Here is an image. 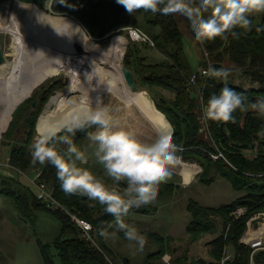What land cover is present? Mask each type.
Instances as JSON below:
<instances>
[{
  "label": "trees",
  "instance_id": "16d2710c",
  "mask_svg": "<svg viewBox=\"0 0 264 264\" xmlns=\"http://www.w3.org/2000/svg\"><path fill=\"white\" fill-rule=\"evenodd\" d=\"M5 2L10 3L0 6V10L6 9V13L0 14V18H10L11 11L24 13L20 19L32 25L29 26L28 32L30 42L25 48L26 53L22 54L23 58L19 63L16 76L19 79L18 83L27 78L28 88L39 76V74L31 73V70L39 60L42 25L57 20L46 14V10L57 16L74 19L75 21L56 17L77 24L85 30V34L92 42L96 41L99 44L116 34L123 35L129 28H137L138 24L134 18L140 12L144 23L151 30H159L154 35L153 42L155 48L164 56V60L155 64L148 63L147 58L141 56L138 44L128 35L130 44L124 65L133 72L136 85L141 82L149 92L160 89L173 94L172 100L163 97L158 101L154 98L153 100L158 111L169 117L176 128L174 142L180 147L177 156L184 162H196L203 168L201 182L214 183V178L210 176L214 170L220 177L229 181L235 192L243 194L233 203L218 208L204 207L191 201L187 208L191 216L187 234L193 243L205 235L216 236L210 242L211 260L198 259L189 262L186 257H182L173 259V263L221 264L225 257V250L233 246V259L227 264H249L251 249L240 244V240L247 230V221L250 217L264 212V137L258 135L264 130V117L258 116L252 110H237L233 113L232 120L208 121V128L205 126L200 100L194 97L188 82L189 75L185 73L182 65L181 56L184 47L180 23L168 16L143 10H139L133 17L134 15L127 13L122 5L116 3V0H66L63 4L58 0H0V4ZM250 19L252 20L251 29L247 31L236 29L239 33L236 38L229 35L227 40L217 37L203 43L199 42L204 52L203 68L208 66L209 60L216 68L232 69L226 81L208 78L204 89V104L212 94L218 93L225 83L245 94L248 103L264 98V14H261L260 19L253 16ZM143 44L150 46L149 43ZM49 70L50 65L47 66L45 74H48ZM235 70L239 72L243 80L240 84L233 81L232 72ZM16 77L8 81H0V85L11 86L17 83ZM199 81L203 82L202 79ZM56 87L55 84L39 86L33 92V96L14 113L13 120L4 136L9 144H13L10 165L26 174L41 169V178L54 190L57 201L94 226L95 240L100 247L83 238L66 212L50 208L30 190L26 189L23 196L15 192H11L10 196L17 202V209L25 218H32L35 213L46 211L61 222V233L52 244L39 242L44 264H111L104 256L106 251L109 252V248L106 247L104 237L99 235V231L105 232L107 225L114 217L110 215L106 223L99 224L97 212L104 213L103 206L97 202L92 207L88 201L77 194H65L56 178L55 167L48 163L41 165L31 156L32 145L37 138L36 129L40 112L55 93ZM34 102H38L36 109L33 107ZM17 117L20 118L19 123L16 120ZM21 127H23L24 136L18 140L15 135L19 134ZM85 140L88 139L84 132H77L73 138L77 146ZM246 152H255L256 155L249 158ZM219 154L223 157L215 160L213 156ZM6 183L12 184L8 181ZM174 189L173 184L162 182L157 185L156 192L159 195H171ZM239 208H245L247 212L242 218L235 219L232 213ZM156 212L157 208L146 206L130 214L153 215ZM157 241L161 243V247L154 255L155 258H162L167 253V249L162 237L158 236ZM123 264L130 263L124 260Z\"/></svg>",
  "mask_w": 264,
  "mask_h": 264
},
{
  "label": "clouds",
  "instance_id": "9594fccd",
  "mask_svg": "<svg viewBox=\"0 0 264 264\" xmlns=\"http://www.w3.org/2000/svg\"><path fill=\"white\" fill-rule=\"evenodd\" d=\"M66 3V0H58ZM131 15L139 10L168 16L184 26L190 39L203 43L217 37L239 36L236 29L250 30L251 16L264 14V0H116ZM232 69L209 65L203 76L226 81ZM206 121H230L237 110H252L264 117V98L248 103L245 94L225 85L202 105ZM84 132L88 148L78 147L73 138ZM264 137V130L258 133ZM180 151L171 133L157 134L144 142L132 126L113 124L110 106L99 97L81 100L65 114L63 121L40 132L31 150L32 159L51 164L65 194H78L96 201L119 226V241L140 254L144 240L124 227L123 217L156 202V186L171 176ZM94 161L103 171L89 166ZM101 237L107 234L99 231Z\"/></svg>",
  "mask_w": 264,
  "mask_h": 264
},
{
  "label": "rangeland",
  "instance_id": "374dc122",
  "mask_svg": "<svg viewBox=\"0 0 264 264\" xmlns=\"http://www.w3.org/2000/svg\"><path fill=\"white\" fill-rule=\"evenodd\" d=\"M10 2L2 3L0 6ZM5 13L6 9L0 10V14ZM9 13L10 18H0V49L2 50V54L5 58V63H0V81H8L17 76L19 63L23 58L22 54L26 53L25 48L28 47L30 42L28 32L29 26L32 25H29L27 21L20 19L24 13H13L12 11ZM45 13L58 21L66 19H58L56 17L68 18L75 21L70 17L54 15L48 10H46ZM136 15L134 14L133 17ZM253 17L260 19L261 14H255ZM134 20L138 24V27L136 26L137 29H139L143 35H146L149 42H151L149 43L151 47L143 44V42L137 43L140 48L141 56L146 57L148 63L155 64L162 62L164 60V56L155 48L153 42V37L159 32V30H151L144 23L141 12L138 13V16L135 17ZM180 27L182 30L184 47V51L181 56L182 65L185 69V73L190 76L191 74L199 73L202 70L204 52L199 42L190 39L184 26L180 24ZM81 31L84 33L85 37L95 45H107L116 36L125 40L126 52L130 44L128 31H125L123 35L116 34L111 39L106 40L101 44L96 41H94L95 43L92 42L88 38L89 36L85 34V30L81 29ZM125 57L126 54L124 56L122 66H125ZM37 62L38 63L31 70V73L39 74V76L31 84L30 88L26 85L27 78L25 81L18 83V77H16L17 83L11 86H16L17 93L22 97H28L30 95L32 97V92L41 85H57L55 93L42 107V111L40 112L36 129L38 137L39 126L41 125V120L43 119L44 113L48 109L50 101L59 92H65L67 90L71 82V77L65 71L60 72V74L53 75L50 70L48 74H45L48 64L40 65V56ZM232 78L236 84H240L243 81L237 70L232 72ZM17 84H19V86ZM26 92H28V94ZM135 92H145L152 98V100L154 98L155 101H158L161 97L167 100H172L174 97L172 93L160 89L149 92L141 82H138L137 90ZM193 92L194 97L199 98L198 93L195 90H193ZM80 94V92L74 93L70 98L72 99L73 97L80 96ZM22 101L17 102L15 107H17ZM153 105L156 107L155 102ZM37 107L38 102H36V107H34V109ZM1 108L2 107L0 105V110ZM13 115L10 123L13 120ZM16 120L19 123L20 118L17 117ZM21 121H23L22 118ZM10 123L5 130L0 125V162L2 163V165H0V264H44L40 252L39 242L52 244L56 238L59 237L62 224L54 215L46 211L37 212L32 218H25L18 211L17 202L12 196H10L11 192H15L16 194L23 196L26 189L37 195V189L30 181V179L33 180L36 177V172L23 174L24 172L20 173L18 169H15L14 167L8 168L4 166L5 164L10 165L11 150L13 147V144H9L7 142V138H4ZM23 136L24 130L23 127H21V129H19V134L17 136L15 135V137L18 140H21ZM88 144L89 141L85 140L83 143H80L78 147L82 149L87 148L90 153L91 149L87 147ZM245 154L249 158H253L256 155L255 152H246ZM177 161L189 165L190 167H188V170L191 171V173L189 176L185 175L184 171H179L180 168L175 163L171 169L173 175L167 181L163 182L165 184H173L175 187L174 192L171 195L157 194L156 202L151 205L152 207L157 208V212L153 215L129 214L128 216L123 217L124 227L131 229L136 235L141 236L144 240V248L140 254L134 253L130 248L120 243L118 238L120 234L119 226L116 224L115 218L107 225L105 230L107 235L104 236V243L106 247L109 248V252L106 251L107 253H103L111 264H123L124 260H127L130 264H148L151 262L153 264H165V255L171 256L174 260L186 257L189 262L198 259L207 261L211 260L210 251L212 247L210 242L216 236L205 235L195 243L190 240L187 234V228L191 222V216L187 210L188 205L191 201H195L204 207L218 208L220 206L233 203L238 198L242 197L243 194L235 192L229 181L220 177L214 170L210 176L214 178L215 182L212 184H205L200 180L203 168L198 163L184 162L180 157H178ZM89 166L97 173V175H103L101 167L95 163L94 158L90 161ZM6 181L11 182L12 184L10 185L6 183ZM163 191L165 190L163 189ZM79 196L82 197L81 195ZM86 201H88L92 207L97 203L96 201H90L88 199ZM104 213L99 211L97 212V215L101 217ZM109 216L106 221H108ZM106 221L104 223H106ZM256 225L257 224H255V226ZM150 234L152 235L150 236ZM158 236L163 238L167 249V253L162 258H155L154 255L161 247V243L157 241ZM96 244L99 246L98 243ZM227 251L229 252H227V254L234 255L233 246H229ZM257 261H259V258Z\"/></svg>",
  "mask_w": 264,
  "mask_h": 264
},
{
  "label": "bare ground",
  "instance_id": "6f19581e",
  "mask_svg": "<svg viewBox=\"0 0 264 264\" xmlns=\"http://www.w3.org/2000/svg\"><path fill=\"white\" fill-rule=\"evenodd\" d=\"M125 48V40L118 37L104 46L92 44L72 21L52 20L42 25L39 64L50 65L53 75L67 72L71 82L65 92H59L50 101L41 118L39 133L62 122L65 114L81 100L95 102L97 97L110 106L115 126L134 127L144 142H150L157 134L171 132L147 93L133 92L127 86L122 74ZM78 92L80 96L70 98ZM0 93V125L5 130L16 103L26 96L18 94L16 86L1 85ZM176 165L179 171L190 175L189 165L180 161Z\"/></svg>",
  "mask_w": 264,
  "mask_h": 264
},
{
  "label": "built area",
  "instance_id": "2783aa9c",
  "mask_svg": "<svg viewBox=\"0 0 264 264\" xmlns=\"http://www.w3.org/2000/svg\"><path fill=\"white\" fill-rule=\"evenodd\" d=\"M130 39L135 43H151L149 42L146 35H143L139 29L137 28H129L128 30ZM206 57L208 58V54L206 53ZM211 65L210 61L208 60V66ZM207 66V67H208ZM202 68L199 73L191 74L188 78L189 86L192 90H195L198 93L199 100L202 105H204V89L209 77L203 76V71L207 69ZM199 79H202L203 82H200ZM200 83L202 85H200ZM205 126L208 128V121L204 120ZM223 157L222 154L218 156H213L215 160L218 158ZM0 165L2 163L0 162ZM5 167H13L9 164H5ZM16 169V168H15ZM20 173H23L21 170L18 169ZM36 177L31 180L32 185L37 189V198L44 204L48 205L50 208L54 210H61L66 212L69 217L71 218L72 222H74L82 234L83 238L88 242L96 245L95 234H94V226L88 222L87 220L80 217L79 214L69 211L66 207L62 206L54 196V190L43 181L42 171L41 169H37ZM25 174V173H23ZM247 210L245 208H239L232 216L235 219H240L246 214ZM260 222V223H259ZM255 224H257L255 226ZM240 244L246 245L251 249V254L249 258V264H264V212L256 213L250 217L247 221V230L245 231L243 237L240 240ZM227 249L225 250V257L221 261V264H227L229 261L233 259V255L227 254ZM229 253V252H228ZM259 258V261L257 259ZM165 264H174L173 258L169 255L164 256Z\"/></svg>",
  "mask_w": 264,
  "mask_h": 264
},
{
  "label": "water",
  "instance_id": "95a60500",
  "mask_svg": "<svg viewBox=\"0 0 264 264\" xmlns=\"http://www.w3.org/2000/svg\"><path fill=\"white\" fill-rule=\"evenodd\" d=\"M12 2H17V1H12ZM125 54H126V51L124 52V56H125ZM0 63L1 64H3V63H5V58H4V56H3V54H2V50L0 49ZM122 74H123V76H124V79H125V82H126V84H127V86L129 87V89L131 90V91H133V92H135L136 90H137V85H136V81H135V77H134V74H133V72L132 71H130L126 66H122ZM36 89V88H35ZM34 92V91H33ZM32 92V93H33ZM148 95V94H147ZM148 97L150 98V100L152 101V103H154L153 102V100H152V98L148 95ZM29 98H31V95L30 96H28V97H26L16 108H15V110H14V112H13V114L15 113V111L18 109V107L24 102V101H26L27 99H29ZM155 106V105H154ZM33 107H36V102H34L33 103ZM163 115V114H162ZM164 116V115H163ZM164 118H165V120L167 121V123L169 124V126H170V133H171V135H172V137H173V139L175 138V134H176V128H175V126H174V124L172 123V121H171V119L169 118V117H166V116H164ZM82 199L83 200H87V198H85V197H83L82 196ZM109 216V214H106V213H104L103 214V216H101V217H99L98 219H97V222L99 223V224H103L105 221H106V219H107V217ZM127 261V260H126Z\"/></svg>",
  "mask_w": 264,
  "mask_h": 264
}]
</instances>
